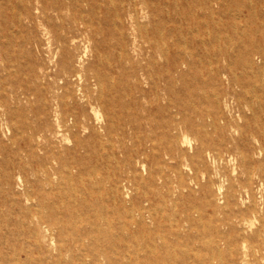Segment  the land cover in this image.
I'll list each match as a JSON object with an SVG mask.
<instances>
[{"label": "rangeland", "instance_id": "374dc122", "mask_svg": "<svg viewBox=\"0 0 264 264\" xmlns=\"http://www.w3.org/2000/svg\"><path fill=\"white\" fill-rule=\"evenodd\" d=\"M252 1L166 0V5L154 6L160 20L152 7L142 10L128 0H0V200L20 198L26 207L37 203L34 196L33 202L25 199L26 191L46 201L88 195L82 193L79 177L70 181L54 174L53 156L60 152L96 168L99 174L92 180L106 178L102 190L93 191L106 200L107 177L137 174L119 205L120 219L129 220L132 205L151 207L155 219H146L147 228L127 241L131 252L153 236L156 251L172 253L166 264H198L193 257L206 255L202 244L226 234L236 237L239 253L225 256V264H245L242 253L248 264H264V28L254 31L264 23V0L255 2L261 16L241 5ZM57 5L60 18L50 10ZM41 6L50 10L51 22L70 42L59 43L47 33L50 23ZM137 23L145 29L140 32ZM246 50L253 53V64L230 68L228 62L243 58ZM167 69L169 90L155 98L156 89L143 78L148 71L156 76ZM94 74L112 81L120 92L108 95L106 111L85 97L87 91L97 93ZM165 84L160 83V90ZM107 111L140 129L98 136L97 119ZM74 116L89 128L64 127L57 134L58 121L65 118L70 128ZM151 125L157 127L154 143H138L150 134ZM225 148L239 156L215 160L214 154ZM7 168L15 177L12 190L1 180ZM246 168L252 172L250 188L238 205L255 206L257 220L242 230L228 225L225 198L238 196L248 178ZM1 210L6 219L18 217L5 206ZM252 214L247 213L250 220ZM248 236L253 238L244 243ZM129 257L135 264V255Z\"/></svg>", "mask_w": 264, "mask_h": 264}, {"label": "bare ground", "instance_id": "6f19581e", "mask_svg": "<svg viewBox=\"0 0 264 264\" xmlns=\"http://www.w3.org/2000/svg\"><path fill=\"white\" fill-rule=\"evenodd\" d=\"M128 1L129 5L133 7L140 6L142 10L151 9L152 7V14L156 13L154 16H157L160 20L162 19L159 11H157V7L154 6L156 4L166 5V0H150V3L148 0ZM255 2L257 0L252 1L251 5L245 2H242L241 5L251 7L254 14L261 16L262 13L258 9L260 5ZM235 4H237L236 6L240 5L238 2H235ZM261 7H264V4ZM40 9L43 17L50 23L48 24V29H46L47 33L59 43L70 42L72 40L70 36L59 34L58 26L51 22L53 17L50 15V10L55 13L57 18H60V6H54L50 10L41 6ZM132 12L130 10L128 15L131 16ZM136 25L140 32L146 27L138 23ZM262 28H264V23H261L257 30L253 28L250 30L261 32L262 30L260 29ZM236 30L238 31V27H236ZM155 32L162 35L159 29L155 30ZM144 40L150 47L152 46L149 37H145ZM221 55L223 56V53H219V56ZM252 55L253 53L246 50L243 58L237 57L236 59H232L228 62V65L230 68L233 65L244 64V62L252 65ZM166 63H169V61L167 60ZM91 78L98 90L96 94L87 91L85 95L86 100L88 103L106 111L108 105L111 103L108 95L115 97L120 92H116V86L112 81H105L99 74H94ZM143 81L156 89L153 95L159 99L161 92L167 94L169 90L170 70L167 69L156 76L148 71ZM162 81L166 84L160 90V83ZM123 90L126 94L127 90ZM111 112L107 111L103 116L98 117L97 122L99 125L94 130L98 136L111 138L119 134L120 131L123 133L125 127L135 132L140 129L138 126L135 127L131 122L122 123L121 116H118V120H116L115 113L113 115V112ZM192 112L201 116V113L196 109L192 110ZM64 127L70 131H73V129L86 131L89 128L88 124L80 121L76 116H74L73 124L70 128L65 118L60 119L57 123L58 130L56 133L60 134L61 128ZM156 131L157 127L151 125L150 134L145 136V138H138L137 142L142 145L153 144V134ZM77 145L87 152L88 149L84 144L78 142ZM204 149L203 146L202 150L204 151ZM89 153L94 154L93 151ZM226 156L237 158L239 152H232L228 148H225L219 150L213 157L215 160L221 162L226 159ZM53 160L57 164L54 174L70 181L73 180L74 175L79 177L83 184L82 193H88V195L82 194L79 197L75 195L69 199L53 198L46 201L41 198L40 194L32 195L30 191H26L24 197L27 201L33 202V196L37 200L36 204L26 207L21 204L20 198L0 200V211L5 206L8 208L7 212L9 214L14 213L18 215L16 218L6 219L0 213V264H133L129 261L131 253L135 255V264H166L172 258L170 251H156V239L153 236L148 238V243L144 245L145 247L141 245L133 246L134 252H131L130 247L132 246L127 244L128 240L137 237V234L141 230L147 228L146 219L151 220L150 222L155 219L153 212H151V207H143L141 205H132V210L128 213L129 220L123 221L120 219L119 205L125 202V197L130 194L131 184L137 182V174L133 176L127 175L126 178L120 175L119 178H115L114 180L107 177L108 181L111 182V187L106 191L109 196L106 200L102 196L93 195L95 188L102 190V185L105 184L106 178L102 176L101 179L97 180L95 176V181L92 180V177L98 172L96 168L88 169L87 163L84 161L85 159H66L62 153L55 152ZM10 168L15 169V166L12 165ZM10 168H7L1 180L12 190L15 177ZM18 169L21 168L18 167ZM244 172L248 175V178L240 185L238 196L232 195L231 197L226 195L225 198V207L229 210L227 215L228 225L230 227L240 226L242 230H246L248 227L251 228L255 220H257V209L255 206L247 205L245 208H242L238 205V200L242 199V192L244 190L248 192L251 183L250 175H252V172L247 168ZM85 175L91 179V182L88 184L84 181ZM47 183L50 184L49 180ZM72 193H77V189L73 188ZM127 211L128 209L124 210V212ZM247 213H253L254 219L250 220L247 217ZM262 222H264V218ZM122 232L125 233V236L122 235ZM176 234L178 235L177 232ZM158 238L164 242L165 246H168L169 243L165 235L160 234ZM252 238L248 236L246 239H243V242L245 243ZM222 243L226 246L227 250H222ZM236 244V237L219 234L218 239L213 238L211 242L202 244L200 251H206V255L202 256L201 253H196L193 260L198 264H225V256H233L239 253L238 249L235 248ZM140 252L143 254L141 255ZM246 255L247 253L241 254V261L248 264ZM125 259L128 261H125ZM216 261L218 262L216 263Z\"/></svg>", "mask_w": 264, "mask_h": 264}]
</instances>
